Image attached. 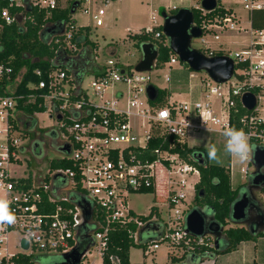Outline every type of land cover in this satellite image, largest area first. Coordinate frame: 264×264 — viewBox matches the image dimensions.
Returning a JSON list of instances; mask_svg holds the SVG:
<instances>
[{
	"label": "built area",
	"instance_id": "built-area-1",
	"mask_svg": "<svg viewBox=\"0 0 264 264\" xmlns=\"http://www.w3.org/2000/svg\"><path fill=\"white\" fill-rule=\"evenodd\" d=\"M75 1L82 3L85 0ZM30 2L38 8L53 9L57 6V0ZM8 3L21 4V1L8 0ZM242 4L252 37L241 49L233 52L221 46L212 48L209 38L216 41L224 32H246L247 28L241 25L235 12L207 18L204 17L207 11L201 8L200 3L183 6L201 12L199 21L192 23L201 30V35L195 38L201 43V48L197 50L206 57L228 56L234 64L232 76L225 83H216L207 75L200 78L198 84H189L188 99L177 100L168 94L163 105L157 106L153 104L156 100H148L145 91L147 85L152 84V69L169 71L179 63L174 54L160 65L156 64V58L152 69L144 72H137L130 66L121 67L112 55L99 64L95 63L89 82H84L86 75L75 80L59 65L44 72L34 70L41 79L37 84H29V89L39 92L43 105L48 108L49 117L55 120V127L48 129L57 132L58 146L68 147V152L58 150L56 158L70 160L75 166V170L52 171L50 177L58 175L67 180L59 188H53V179L46 182L43 175L36 183L32 179L30 187L24 189L18 186V180L26 179L30 172L24 177L11 176L9 165L18 164L19 159V139L14 135L17 130L14 112L22 95H15V91H11L8 95L0 96V187L6 191V199L10 201L9 207L16 218L11 225L0 224V264H19L13 259L17 254L32 258L40 254H63L76 245L81 233L90 236L93 244L84 252L79 264H105L111 223L143 225L131 214L127 196L151 188L158 177L165 178L169 215L166 221H159V241L142 248L143 253L157 249L162 242L167 243L174 254L178 246L188 251L192 246L212 247V235L194 237L185 231L184 221L190 211V201L186 198L187 180L192 176L199 177V173L171 149L198 147L195 143L201 133L223 135V130L230 126L231 112L236 110V102L245 111L237 118L239 129L249 136V143L254 148H264V29L253 30L249 16L252 10H264V0H242ZM178 7L170 5L164 11L173 14ZM0 18L5 22L12 20L6 9L0 10ZM150 20L153 26H146L142 30L152 33L154 41L149 43L156 49L155 40L164 35L162 19L158 22L156 16L151 14ZM101 24L102 21L96 19L95 26ZM158 27L160 30L156 29ZM78 29L73 23L68 28L64 26L54 37L56 52L59 50V55L64 57L62 64L68 58L77 60L83 52L81 43L77 47L72 42V37L80 36ZM110 48L111 51L116 49ZM96 53L95 50L89 52L92 58ZM9 72V67L0 65V74ZM189 77L195 78L196 74L191 73ZM163 79L169 83V73ZM116 83L122 87L115 88ZM42 90L46 91L40 92ZM192 92L197 95L191 96ZM247 92L255 97L251 110L241 103V96ZM34 99L35 94L31 93L29 100ZM153 136H157L158 146L149 150L148 144ZM148 151L154 155L153 160L145 156ZM241 162L243 166L239 172L249 176L254 169L250 158ZM195 183L190 188L191 197ZM34 190L45 194L47 202L64 201L71 206L57 205L51 214H44L38 205L40 194L34 193ZM71 193L75 197H71ZM86 204L91 215L83 223L82 207ZM11 233H15L14 246L19 249L12 254L7 248ZM133 239L137 242L136 232ZM107 260L109 264L117 262L112 256Z\"/></svg>",
	"mask_w": 264,
	"mask_h": 264
},
{
	"label": "trees",
	"instance_id": "trees-1",
	"mask_svg": "<svg viewBox=\"0 0 264 264\" xmlns=\"http://www.w3.org/2000/svg\"><path fill=\"white\" fill-rule=\"evenodd\" d=\"M67 2V5L64 7L57 4L53 9H45L34 6L30 0H21V4L11 5L8 3V0H0V10L6 9L12 17L10 22H5L4 19L0 18V65L10 68L8 74H0V96L8 95L7 87L17 82V78L21 75L14 93L15 95H22V99L18 100L16 107L22 109L28 115V122L32 129L37 125V119L33 116L34 113L45 111L43 99L38 94L39 92L29 89V84H37L41 79L35 75V69H40L44 72L59 65L65 69L68 75L71 74L75 80H80L81 77L94 72L95 69V62L89 52L91 50L97 51L98 44L88 37L90 32L89 26H77L79 28L77 34L80 36L72 37V42H75L77 47L80 43L84 46L83 52L77 60L68 58L65 64H62L64 57L59 55V50L56 52L57 44L54 43V37L60 33L64 26H67V28L73 26V22L71 21L72 11L81 5V2L78 3L75 0H67ZM191 10L194 22H198L201 12L193 8ZM231 11L230 8H224L220 0H217V7L210 12H206L204 17L211 18L215 15H223ZM249 16L250 26L253 30L264 29V10H252ZM156 29L160 30V27ZM81 33H84V35H81ZM127 37L137 47H140L143 43L154 41L152 33H145L142 29L137 32L128 33ZM155 41L158 53L156 64L160 65L167 62L173 53L170 51L164 35H161V38ZM183 66L184 69L174 73L171 77V82L185 83L186 79L182 73L184 71L188 73L190 70L186 64H183ZM45 91L42 90L40 92ZM31 93L35 94L33 101L29 100ZM168 94L167 89L158 88V97L153 104L157 106L163 105ZM235 109L231 112L230 126L239 129L240 126L237 123V118L245 111L238 102H236ZM47 134L51 140H58V134L54 129H48ZM157 146L158 138L157 136H153L148 144V149L153 150ZM61 148L56 146L57 151L63 152ZM171 151L178 152L187 163L198 170L199 177L194 184V194L191 201L194 202V208H199L205 214L213 216L214 220L223 227V232L217 246H215L213 238L212 247L205 245L192 246L188 251L185 247L178 246L176 254L168 252L170 264H179L184 259L188 261V264H200L205 259H214L218 255L235 250L242 242L254 241L258 237H264V232L251 233L244 226L234 225L230 217V206L237 197L246 191L247 183L232 187L229 169L225 165L209 163L207 151L203 147L189 148L183 146L182 148L171 149ZM199 154L203 157L202 163H199L197 160ZM145 156H147V159H154V155L150 151ZM48 169V172L44 174V180L48 182L53 179V188L56 189L64 186L67 180L63 176L58 175L50 177L52 171L60 169L75 170V166L70 160L55 158L49 162ZM77 180L76 176L75 181ZM31 181V174L28 173L26 179L18 180V186L27 189L30 187ZM36 192L40 194L38 205L44 214H51L57 205L63 207L71 206L70 203L64 201L47 202L45 194L40 190H34V193ZM142 192H151L154 194L155 200L156 197H159L158 201L166 202L165 178L158 177L155 180L154 186ZM260 193L264 196V188L260 190ZM70 196L75 197V194L71 193ZM76 201L77 198H75ZM254 203L264 211L258 200H254ZM153 209L154 207H151V211L147 216H140L131 212L143 224L141 227L132 222L125 225L117 222L111 223L110 238L105 252V264H109L107 260L109 256L117 259L115 264H129V252L132 246L144 248L149 244L159 241L160 218L156 214L158 217L152 219ZM135 232L138 235L137 242L133 239ZM41 255L32 258L26 254H17L13 259L15 263L19 264H42Z\"/></svg>",
	"mask_w": 264,
	"mask_h": 264
},
{
	"label": "rangeland",
	"instance_id": "rangeland-1",
	"mask_svg": "<svg viewBox=\"0 0 264 264\" xmlns=\"http://www.w3.org/2000/svg\"><path fill=\"white\" fill-rule=\"evenodd\" d=\"M20 1L21 0H16V2ZM156 1L157 0H85L77 9L72 11L71 21L76 26H89V37L98 44L97 53L93 55L95 63L99 64L100 61H104L108 57L114 55V59L121 67H134L141 57V50L140 47H137L128 39V31H126V28L131 32H137L139 29L146 26H153L150 20L151 14L154 13L156 19L160 22V13L166 8V5L177 3L179 0H169L163 8L154 6L153 4ZM200 2L201 0H189L188 5L199 4ZM67 3V0H59L57 2L61 7L66 6ZM220 3L223 7L234 10L236 16L242 22L241 25L245 26L247 29L246 32H224L216 41L209 38L210 46L212 48L221 46L230 52L237 51L241 49L244 44L248 43L252 37L251 29L246 18L247 13L243 9L242 0H220ZM96 19L102 21L100 26H95ZM191 46L195 49H199L201 48V43L199 40L193 39L191 41ZM110 47H115V51L111 52ZM182 69H184V66L183 63L180 62L173 65L169 71L152 69L150 72L151 83L159 89H167L174 99H188L189 84H198L200 78H206L207 74L204 71L194 72L189 69L190 71L188 73L186 72L187 74L185 71L182 73L184 74L183 77L186 79L185 83L171 81L167 83L164 81L163 76L166 73H169L171 78L176 71ZM191 73H195L196 77L191 79L189 77ZM90 80L91 75H86L84 82H89ZM120 87H122L121 84H115V88ZM190 95L194 96L197 95V93L192 92ZM14 113L15 122H17V130L14 131V135L19 139L17 151L19 152L18 164L20 165L11 163L9 165V172L12 174V177H24L30 172L33 181L36 183L48 172L49 162L58 157L56 146H54L47 134L48 128L55 127V120L49 117L50 113L48 108H45L44 112L35 114L37 125L32 129L29 125H25L28 118L21 109L17 108ZM225 139L224 135L201 133L195 145L205 148L207 152L211 146H215L217 149L218 162L211 161L207 157L208 162L211 164L225 165L230 172L231 186L237 187L247 183L249 176L242 175L239 172L240 167L243 166L240 160L233 155L225 153ZM33 143L39 145L37 146L38 150H36ZM20 147H23V149H19ZM197 180V176H192L187 180L188 189L186 198L190 201V210L194 208V202L191 201L193 196L191 197L190 188ZM254 196L264 208V196L260 191H255ZM6 197V191L0 187V198ZM158 199L159 197H156L155 200L154 194L151 192H135L127 196V205L133 213L140 216H147L151 211V207H154L152 219L158 217L156 215L158 214L161 220L166 221L169 215L167 204L166 202L158 201ZM15 236V233L9 235L7 248L8 252L11 254L19 251V249L14 246ZM258 238L256 242L257 247L249 250L247 264H264V241H261L260 237ZM26 252H29V250L26 249ZM168 252H170L169 246L165 242L159 243L157 249L147 254L143 253L141 247L132 246L129 252V264H170L167 260ZM48 256L50 255L42 254L40 256L42 264L50 260ZM224 256L226 258L230 257L229 253L224 254ZM232 256L235 255L233 254Z\"/></svg>",
	"mask_w": 264,
	"mask_h": 264
},
{
	"label": "water",
	"instance_id": "water-1",
	"mask_svg": "<svg viewBox=\"0 0 264 264\" xmlns=\"http://www.w3.org/2000/svg\"><path fill=\"white\" fill-rule=\"evenodd\" d=\"M200 5L203 10L210 12L217 7V0H201ZM160 17L161 30L167 39L168 47L180 63L186 64L194 72L204 71L216 83H225L231 78L234 64L230 57L224 55L206 57L191 46L192 39L201 35V30L192 26L194 17L191 9L182 7L173 14L162 11ZM140 50L141 57L134 69L137 72L149 71L158 56L157 50L151 43L141 44ZM145 91L150 102H154L158 97V89L152 84L147 85ZM241 103L247 110H251L255 105L254 95L249 92L244 93L241 96ZM61 151L68 152V147H62ZM197 160L199 163L203 162L201 154L198 155ZM250 160L254 169L249 175L246 191L231 204L230 217L234 225L244 226L251 233H258L264 232V211L254 203L256 200L254 192L264 188V148L255 147ZM251 210L257 211V214L251 215L249 213ZM90 215V208L86 204L82 207L83 223ZM184 224L185 231L194 237L212 235L215 246L223 232V227L214 220L213 216L205 214L199 208H192L186 214ZM92 244V238L81 233L76 245L68 252L48 257L62 260L63 264H79L82 255Z\"/></svg>",
	"mask_w": 264,
	"mask_h": 264
},
{
	"label": "clouds",
	"instance_id": "clouds-1",
	"mask_svg": "<svg viewBox=\"0 0 264 264\" xmlns=\"http://www.w3.org/2000/svg\"><path fill=\"white\" fill-rule=\"evenodd\" d=\"M226 138L224 151L229 155L235 156L240 161L249 159L254 151V146L249 143V136L242 130L234 126H228L223 130ZM207 157L211 161L218 162L217 149L211 146L207 152ZM10 201L6 198H0V224L11 225L15 222V215L9 207ZM45 264H63L62 260L52 258Z\"/></svg>",
	"mask_w": 264,
	"mask_h": 264
},
{
	"label": "crops",
	"instance_id": "crops-1",
	"mask_svg": "<svg viewBox=\"0 0 264 264\" xmlns=\"http://www.w3.org/2000/svg\"><path fill=\"white\" fill-rule=\"evenodd\" d=\"M169 0H157L153 5L156 6V7H161L163 8V6H165L167 4ZM174 2V1H173ZM188 2L189 0H179L177 1V3H172L171 5H177L179 6L178 8L182 7V6H185V7H188ZM188 6H187V5ZM192 5V4H191ZM168 6H170V4L166 5V8H168ZM165 8V9H166ZM224 8H228V7H224ZM164 9V10H165ZM231 9V8H230ZM232 10V9H231ZM234 12V10H232ZM73 13V12H72ZM154 14V13H153ZM140 30V29H139ZM138 30V31H139ZM126 31H128V33H133L131 31L128 30V28H126ZM112 52V51H111ZM23 73V71H22ZM20 77L21 75L17 78V82L20 80ZM17 82H15L14 84L12 85H9L7 87V90L8 92H11V91H15L16 87H17ZM170 94V93H169ZM22 110V109H21ZM23 111V110H22ZM24 114H26L24 111H23ZM36 113H34V117L36 116L35 115ZM27 118H28V115H27ZM36 118V117H35ZM29 121V119H28ZM26 121L25 122V125L26 126H30L29 122ZM259 239V238H258ZM258 239H255L254 241H248V242H242L240 243L235 250L229 252V255L230 257L229 258H226L224 256V254H221V255H218L216 256L214 259H205L207 261H202L200 264H247V256L249 254V250L252 248L254 249L255 247H257V240ZM260 240L261 241H264V237H260ZM255 252V251H254ZM228 254V253H227ZM235 255V256H232V255ZM255 254V253H254ZM167 260H168V256H167ZM188 261L186 259H184L182 262H180L179 264H188L187 263Z\"/></svg>",
	"mask_w": 264,
	"mask_h": 264
},
{
	"label": "flooded vegetation",
	"instance_id": "flooded-vegetation-1",
	"mask_svg": "<svg viewBox=\"0 0 264 264\" xmlns=\"http://www.w3.org/2000/svg\"><path fill=\"white\" fill-rule=\"evenodd\" d=\"M52 141V143L54 144V146H57L58 147V145H59V141L58 140H51ZM35 145V147H36V150H38V148H37V146H39L38 144H34ZM251 215H256L257 214V211H255V210H251L250 212H249Z\"/></svg>",
	"mask_w": 264,
	"mask_h": 264
}]
</instances>
